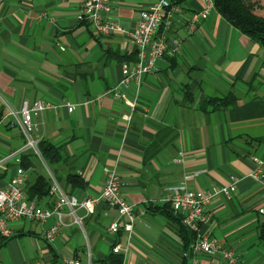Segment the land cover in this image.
<instances>
[{
	"label": "crops",
	"instance_id": "obj_1",
	"mask_svg": "<svg viewBox=\"0 0 264 264\" xmlns=\"http://www.w3.org/2000/svg\"><path fill=\"white\" fill-rule=\"evenodd\" d=\"M154 1L110 0L105 15L133 31ZM82 2L0 0V187L16 174L27 150L18 124L23 102H49L57 108L32 116L33 137L57 147L61 160L47 165L38 156L23 169L24 187L43 174L81 201L101 194L104 170L113 168L136 220L131 232L112 234L109 225L122 226L125 219L101 201L91 212L76 209L80 224L66 214L47 241L43 231L53 220L42 225L19 219L10 238L0 236V264H61L65 258L109 264L112 254L121 255V264H190L192 242L180 237L166 196L180 184L201 192L234 179L231 198L210 200L212 217L200 232L233 250L236 264H264L257 234L264 185L249 176L253 158L264 161V47L214 7L190 31L191 14L205 3L181 0L171 25L158 31L171 53L156 61L139 87H125L137 96L131 112L120 100L98 97L122 79L124 65L136 62L137 48L130 36H97L78 19ZM174 40L179 48L173 52ZM228 95L233 105L204 107L207 99ZM66 104L73 105L71 112ZM115 244L122 253L113 252ZM197 258L200 264H230L221 254Z\"/></svg>",
	"mask_w": 264,
	"mask_h": 264
},
{
	"label": "built area",
	"instance_id": "obj_2",
	"mask_svg": "<svg viewBox=\"0 0 264 264\" xmlns=\"http://www.w3.org/2000/svg\"><path fill=\"white\" fill-rule=\"evenodd\" d=\"M203 1L205 3L204 7L193 12L190 16L188 22L190 31L194 30L198 22L205 20L214 7L213 0ZM110 9V0H83L78 12V19L88 23L97 36L119 33L130 36L133 40L137 48V61L131 67L124 65L122 79L98 97V99L111 97L120 100L133 112L136 110L137 96H129L125 87L131 82L139 87L143 76L152 72L155 68L156 61L170 52L167 50L165 40L158 35V31L162 27L168 28L173 22V15L179 12L181 8L178 0H156L141 12L133 31L126 30L115 20L105 15ZM39 17H43V15L41 14ZM174 46L173 52L179 48L178 40H174ZM66 106L68 111L73 110V105L66 104ZM56 108L57 105L49 102H23L19 111L18 124L24 135L27 149L31 148L39 154L37 141L33 137L35 125L32 122V116ZM123 118L129 121L131 113L124 115ZM179 156H182V153H179ZM180 158L174 160L179 162ZM253 161L255 162V168L249 176L264 185V161L258 158H253ZM104 171L105 181L99 196L76 201L69 198L57 182L52 181L49 197L53 201L49 205H44L28 198L24 187L25 172L23 169L18 168L7 186L0 187V236L10 238L13 235L11 223L19 219L39 222L42 225L53 220L43 231L44 239L52 241L65 224L66 214L74 216V222L80 224V220L75 215L76 209L84 208L91 212L94 206L101 201L116 208L119 216L125 219L122 226L118 222H113L109 225L108 230L112 234H116L120 229L131 232L136 220L133 205L128 203L122 195L121 181L116 170L105 168ZM235 191L236 180L234 179L229 185L213 187L210 190L201 192L191 190L186 185L180 184L172 187L171 192L166 196L165 200L170 205L173 213L181 215L182 223L196 234L190 249V264H200L197 258L198 254H221L224 260L230 264L237 263L233 250L226 248L215 237L200 232L201 226L209 222L212 217V213L207 209L210 200L216 195H223L229 199ZM258 213L264 216V204L259 207ZM112 250L116 253L123 252L119 244H115ZM34 264L47 263L37 261ZM61 264H80V261L77 258H65Z\"/></svg>",
	"mask_w": 264,
	"mask_h": 264
},
{
	"label": "trees",
	"instance_id": "obj_3",
	"mask_svg": "<svg viewBox=\"0 0 264 264\" xmlns=\"http://www.w3.org/2000/svg\"><path fill=\"white\" fill-rule=\"evenodd\" d=\"M181 0H178V3ZM215 10L233 27L241 33L249 37L252 41L264 47V3L258 0H213ZM137 61V60H136ZM235 102V98L227 96L225 98L215 99L209 98L204 102V107L207 105L213 106H230ZM24 137V135H23ZM26 142V141H25ZM39 154L33 149L28 148L21 155V169H28L33 165V160L41 157L47 165L55 164L61 160V154L57 147L48 141L40 140L37 142ZM51 187L50 180L43 174H37L32 182L25 185V191L29 199L36 200L42 204L44 200L49 198V189ZM169 214L173 216L177 223V231L180 237L187 245L189 241L192 243L196 238V234L188 229L182 223V216L174 214L170 205L167 204ZM260 215V214H259ZM260 215L257 224L258 239L264 246V216ZM109 264H121V255L112 254Z\"/></svg>",
	"mask_w": 264,
	"mask_h": 264
},
{
	"label": "rangeland",
	"instance_id": "obj_4",
	"mask_svg": "<svg viewBox=\"0 0 264 264\" xmlns=\"http://www.w3.org/2000/svg\"><path fill=\"white\" fill-rule=\"evenodd\" d=\"M12 224L14 225L15 223H11V226H12ZM19 224H22V222L21 223L19 222Z\"/></svg>",
	"mask_w": 264,
	"mask_h": 264
}]
</instances>
